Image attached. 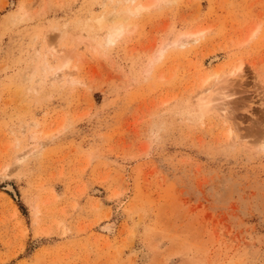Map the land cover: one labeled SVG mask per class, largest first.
<instances>
[{
    "label": "rangeland",
    "instance_id": "rangeland-1",
    "mask_svg": "<svg viewBox=\"0 0 264 264\" xmlns=\"http://www.w3.org/2000/svg\"><path fill=\"white\" fill-rule=\"evenodd\" d=\"M130 4L0 0V264H264V0Z\"/></svg>",
    "mask_w": 264,
    "mask_h": 264
},
{
    "label": "bare ground",
    "instance_id": "bare-ground-1",
    "mask_svg": "<svg viewBox=\"0 0 264 264\" xmlns=\"http://www.w3.org/2000/svg\"><path fill=\"white\" fill-rule=\"evenodd\" d=\"M126 1L131 3L128 6V8L118 9V10H116V12L114 11L108 17H105L103 20H101L99 22V25L101 27L104 26L105 24H109V23H111V24L117 23L118 24L116 26H109L107 28L106 37H105L106 46L115 44L116 41L119 40V38L121 37V35L125 29L124 24L127 23V21L129 19H131L132 17H139L144 12L150 10L151 8L160 7L161 5H165V4H170L175 0H153L150 3H143L140 0L139 1L138 0H126ZM201 34H202V31H196V32L184 34L181 37L177 38L171 44L175 47H180V48H183L189 44H196L198 42V40L200 39ZM171 44H169V42H168L158 50L157 55L154 57L153 62L151 63L150 67L146 70V72L151 71L153 64H155L157 61H159L163 57L166 48L169 47ZM222 69H224V68H222ZM238 70L233 71L232 74H237ZM219 71L220 70H218V72ZM213 76L215 78H217L219 76V73H216L215 75L213 74ZM210 78L211 77L205 78L202 82V85L207 83L210 80ZM53 79H54V77H53ZM211 109H212L211 101L210 100L207 101V98H205L204 99V105L202 106V108L200 109V111L197 114L198 118L201 119L206 113H208L209 111H212ZM216 109H219V112H221V113L226 112V111H224L225 109L223 107H219V108L217 107ZM29 138L33 139L34 135L32 136V134H31V137H29ZM104 230L106 232H108V230L106 228Z\"/></svg>",
    "mask_w": 264,
    "mask_h": 264
}]
</instances>
